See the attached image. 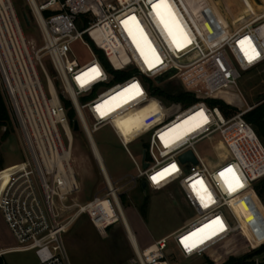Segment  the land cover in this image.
<instances>
[{
  "label": "built area",
  "instance_id": "built-area-1",
  "mask_svg": "<svg viewBox=\"0 0 264 264\" xmlns=\"http://www.w3.org/2000/svg\"><path fill=\"white\" fill-rule=\"evenodd\" d=\"M25 1L41 46L25 36L13 1L0 0V91L23 151L21 162L0 170V214L14 240L0 245V264H6L7 255L26 252L34 253L37 264H71L63 237L81 217L101 237L119 225L134 264H182L203 258L234 234L245 235L230 203L239 194L251 197L252 185L264 179V144L244 118L252 107L240 98L237 82L242 73L264 64V13L204 42L180 0H166L167 8L160 10L173 13L181 28L173 49L155 18L153 5L159 0ZM175 10L186 16L188 27ZM198 46L203 53L198 54ZM79 49L87 51L88 62L76 53ZM253 49L259 55L250 62ZM170 72L162 84L155 82ZM171 81L195 101L187 107L156 103L152 90ZM230 92L236 102L223 98ZM212 100L239 111L226 117L209 104ZM70 110L104 186L84 204L71 198L80 188L72 162ZM138 113V126L127 138L122 130L130 126L124 124ZM174 123L179 126L168 130ZM107 126L137 170L136 177L122 183L113 182L94 155L92 135ZM138 140L144 144L140 164L127 149ZM204 142L214 161L197 151ZM187 152L195 163L179 160ZM142 182L153 191L176 186L191 214L185 225L145 247L137 243L121 202L123 187L141 189ZM185 243L195 247L189 251ZM251 264L261 263L254 259Z\"/></svg>",
  "mask_w": 264,
  "mask_h": 264
},
{
  "label": "rangeland",
  "instance_id": "rangeland-1",
  "mask_svg": "<svg viewBox=\"0 0 264 264\" xmlns=\"http://www.w3.org/2000/svg\"><path fill=\"white\" fill-rule=\"evenodd\" d=\"M12 1L21 20V11L27 12L28 10L27 3L25 0ZM180 2L204 42L213 41V34L219 28L226 27L227 30H236L250 21L253 14L257 13L260 8L256 0H180ZM159 12L160 19L164 17L163 21L165 25L167 24V31H170L171 35L168 39L170 40L171 37L172 48L174 49V46L178 48L174 42L175 38L181 35L179 23L173 13L165 10H159ZM176 14L181 23L188 27L186 16L178 11ZM28 18L29 27L25 26L23 20L21 21L23 32L28 40L41 46V35L37 26L29 15ZM175 27L178 28L177 31ZM198 52L203 53L201 46H198ZM76 53L83 62L90 60L86 50L79 49ZM46 62L47 60L44 59L43 63L46 64ZM56 87L61 98L65 100L58 81ZM162 87L170 94H176L182 90L176 81L167 82ZM237 88L241 96L239 97L245 101V106L253 107L264 102V64L242 73L237 82ZM223 98L231 102H236L237 99L232 92L223 95ZM3 99L6 104L4 96ZM154 101L158 104L164 102L158 97ZM238 111L237 107H230L226 112V117H231ZM74 117L71 111L67 112L71 125H73ZM92 137L103 160V166L113 182L122 183L127 177H136L135 165L110 127L97 130ZM261 142L264 144V140ZM127 149L135 161L140 164L144 149L142 141L130 143ZM197 151L207 160H215L208 143L198 145ZM0 157L3 160V168L21 162L23 158L20 137L13 120L10 125H7V129L0 126ZM72 162L80 191L71 198L81 204L90 202L95 195L102 193L104 186L81 130L73 131ZM255 184L252 186L254 187ZM121 192L123 208L140 247H145L152 241L173 233L185 225L191 217L183 197L174 185L161 191L141 190L139 187L128 191L127 187H123ZM259 201L264 207V201ZM142 206L145 208L144 213L141 210ZM230 206L243 224L245 235L234 234L226 242L206 252L203 258L184 261L182 264H207V261L213 264H223L231 257L241 258L253 254L264 246V222L257 219L246 194L236 196ZM7 239L13 243L9 236ZM63 240L71 264H134L131 263V259L135 257L119 225L108 229L107 236L101 237L87 218L81 217L71 225ZM254 259H258L262 264L264 254L254 256ZM5 262L6 264H37V259L33 252L15 253L7 255Z\"/></svg>",
  "mask_w": 264,
  "mask_h": 264
},
{
  "label": "trees",
  "instance_id": "trees-1",
  "mask_svg": "<svg viewBox=\"0 0 264 264\" xmlns=\"http://www.w3.org/2000/svg\"><path fill=\"white\" fill-rule=\"evenodd\" d=\"M99 57H100V60L105 64V59L103 58V56L100 54ZM152 95L162 99L164 103L166 104H176L182 107H187L195 101L192 95L184 92L183 90L179 91L176 94H170L162 86L154 88L152 90ZM63 102L66 107H69L68 101L63 100ZM209 104L211 106L218 107L225 116H226L227 110L230 109L229 106H227L224 102L220 100H212L210 101ZM71 112L72 114H74L73 111ZM244 118L253 127L257 136L261 140H264V128H262L264 127V123H262L261 121L262 118H264V106L255 108L253 111L246 114ZM11 122L12 120L9 116L7 106L4 102L2 93L0 91V126H4L7 129V125H10ZM2 169H3V160L0 157V170ZM248 200L257 216V219L260 222H264V207H262V204L259 201V200L264 201V179H261L258 182H256V184L253 187L252 196L249 197ZM121 202H122V196H121ZM141 210H142V213H144L145 211L144 206L141 207ZM262 254H264V246H261L253 254H250V255H247L241 258L231 257L223 264H251L254 256L262 255ZM207 264H213V263H211L210 261H207Z\"/></svg>",
  "mask_w": 264,
  "mask_h": 264
},
{
  "label": "bare ground",
  "instance_id": "bare-ground-1",
  "mask_svg": "<svg viewBox=\"0 0 264 264\" xmlns=\"http://www.w3.org/2000/svg\"><path fill=\"white\" fill-rule=\"evenodd\" d=\"M160 14L158 15L157 14V11L155 12V18H156V21L158 22V25L161 27V30L163 31V33H164V36H165V38L169 41V35H171L170 34V31H167L168 30V28L165 26V22L163 23L162 22V20L160 19ZM164 18V17H163ZM174 20V19H173ZM173 24V23H172ZM176 24V23H175ZM172 27V26H171ZM178 30V28L177 27H175V31H177ZM223 32H224V28H219V29H217V30H215V32H214V34H213V39L214 40H218V39H220L221 38V36L223 35ZM178 37V36H177ZM170 40H171V37H170ZM175 43V42H174ZM198 54H199V52H198ZM141 115H142V113H138L137 115H134L133 117H129V119L126 121V123L124 124L125 126H130V128L128 129V128H126L125 130L123 129L122 130V132H123V134L128 138L129 137V135H131L132 134V132H133V130L135 129V128H137V126H138V124H137V121L139 120V118L141 117ZM187 120L188 119H183L179 124L180 125H183V124H185L186 122H187ZM136 122V123H135ZM130 124V125H129ZM179 124L178 123H174L172 126H170L169 128H168V130H174L176 127H178L179 126ZM124 128V127H123ZM94 155H95V157L100 161V162H102V159H101V156H100V154H99V152L97 151V149H95L94 150ZM132 234V233H131ZM132 239L134 240V237H133V234H132Z\"/></svg>",
  "mask_w": 264,
  "mask_h": 264
},
{
  "label": "water",
  "instance_id": "water-1",
  "mask_svg": "<svg viewBox=\"0 0 264 264\" xmlns=\"http://www.w3.org/2000/svg\"><path fill=\"white\" fill-rule=\"evenodd\" d=\"M21 17H22V20H23L25 26L29 27V26H30V20H29V18H28V14H27V12L24 11V10H22V11H21ZM172 74H173V72H170L168 75H166V76H164V77L157 78V79L155 80V82H156L157 84H162V83H163L164 81H166V80H167ZM73 130H74L75 132L79 130V128H78V124H77L76 121L73 122ZM179 160H180L181 162H186V161H191V162H193V163L196 162L191 152H187V153L181 155L180 158H179ZM146 166H147V164L144 162V155H143V157H142V167L145 168ZM141 189H142V190H145V189H146V183H145V182H142V183H141Z\"/></svg>",
  "mask_w": 264,
  "mask_h": 264
},
{
  "label": "crops",
  "instance_id": "crops-1",
  "mask_svg": "<svg viewBox=\"0 0 264 264\" xmlns=\"http://www.w3.org/2000/svg\"><path fill=\"white\" fill-rule=\"evenodd\" d=\"M257 4L260 6L259 10H257V13L253 14L254 15H258L260 13H264V0H256ZM8 236L11 238V240L14 243V240L0 214V245L1 246H9L12 245L13 243L10 241H8Z\"/></svg>",
  "mask_w": 264,
  "mask_h": 264
},
{
  "label": "snow or ice",
  "instance_id": "snow-or-ice-1",
  "mask_svg": "<svg viewBox=\"0 0 264 264\" xmlns=\"http://www.w3.org/2000/svg\"><path fill=\"white\" fill-rule=\"evenodd\" d=\"M153 8H154L155 10H157V14L159 15V14H160L159 10H160L161 8H165V9L167 8L166 0H159V3L153 5ZM132 19L134 20L135 18L133 17ZM161 19H162V22H164V21H163V17H162ZM165 26L167 27V24H166ZM243 43H244V41H241V44H242V45H243ZM246 55H247V53H246ZM258 55H259V53H256L255 50L253 49V54L248 56L249 61L251 62V61H252L253 59H255ZM91 71L95 72V69H92ZM133 87H136V86L134 85ZM172 168L174 169V168H175V165H173ZM165 171L167 172L168 170H165ZM228 171H231V169H229ZM222 175H223V174H222ZM159 176H160L161 178H163L164 173L159 174ZM153 180L156 181V180H157V177H153ZM201 198L203 199V197H201ZM209 199H210V196H209ZM205 206H207V205H205ZM193 235H195V234H193ZM188 239H189V238H187V237L185 238V240H188ZM201 242H203V241H201ZM185 247L188 248V250L190 251V250H191V247H195V244H193L191 247H189V245H188L187 243H185Z\"/></svg>",
  "mask_w": 264,
  "mask_h": 264
},
{
  "label": "flooded vegetation",
  "instance_id": "flooded-vegetation-1",
  "mask_svg": "<svg viewBox=\"0 0 264 264\" xmlns=\"http://www.w3.org/2000/svg\"><path fill=\"white\" fill-rule=\"evenodd\" d=\"M261 106H264V102H261V103H259V104H257L256 106H253L252 107V109L249 111V112H251V111H253L255 108H258V107H261ZM248 112V113H249ZM262 123H264V118H262ZM262 128H264V127H262Z\"/></svg>",
  "mask_w": 264,
  "mask_h": 264
}]
</instances>
